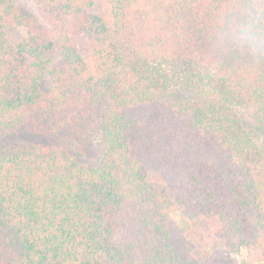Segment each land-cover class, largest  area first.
I'll use <instances>...</instances> for the list:
<instances>
[{
  "label": "trees",
  "instance_id": "16d2710c",
  "mask_svg": "<svg viewBox=\"0 0 264 264\" xmlns=\"http://www.w3.org/2000/svg\"><path fill=\"white\" fill-rule=\"evenodd\" d=\"M30 1L0 0V264L264 263V55L226 39L264 0Z\"/></svg>",
  "mask_w": 264,
  "mask_h": 264
},
{
  "label": "rangeland",
  "instance_id": "374dc122",
  "mask_svg": "<svg viewBox=\"0 0 264 264\" xmlns=\"http://www.w3.org/2000/svg\"><path fill=\"white\" fill-rule=\"evenodd\" d=\"M21 8L27 10L31 13H36V7L30 0H18ZM102 6L99 4L97 6L95 12L101 11ZM8 36L13 44H17L26 38L27 33L24 28L16 27L11 29L8 32ZM101 143L99 137H95L87 151V155L84 159L85 162L96 165L99 162L101 157ZM174 218L180 223V225L185 229L193 228L195 230L194 241L197 245L198 251L200 253H207L209 251H219L218 245L219 242L212 234V226L205 225L203 227L195 225L193 222L184 220L179 214H174ZM249 262H248V261ZM234 264H264L262 262H258L251 255H247L246 253H242L240 256H236L234 258Z\"/></svg>",
  "mask_w": 264,
  "mask_h": 264
},
{
  "label": "clouds",
  "instance_id": "9594fccd",
  "mask_svg": "<svg viewBox=\"0 0 264 264\" xmlns=\"http://www.w3.org/2000/svg\"><path fill=\"white\" fill-rule=\"evenodd\" d=\"M226 39L245 48L253 57L264 55V27L251 16L241 13L234 27L226 34Z\"/></svg>",
  "mask_w": 264,
  "mask_h": 264
}]
</instances>
